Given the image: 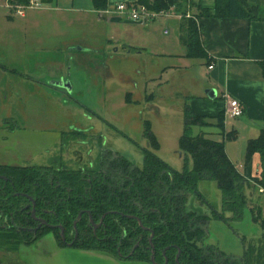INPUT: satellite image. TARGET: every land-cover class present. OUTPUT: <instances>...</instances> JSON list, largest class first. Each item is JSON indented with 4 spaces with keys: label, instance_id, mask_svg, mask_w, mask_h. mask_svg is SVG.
<instances>
[{
    "label": "rangeland",
    "instance_id": "1",
    "mask_svg": "<svg viewBox=\"0 0 264 264\" xmlns=\"http://www.w3.org/2000/svg\"><path fill=\"white\" fill-rule=\"evenodd\" d=\"M71 6L90 15V0L57 1L58 10L65 11ZM5 14L0 9V16ZM18 20L14 29L0 23V35L6 37V33L13 32L14 42L21 46L27 40L18 28ZM166 20L157 19L144 28L106 24L103 20L97 27L98 23L92 24L90 20L63 15L40 23L27 35L31 40L42 39L44 48L40 52L27 48L26 54L19 56L8 41L6 51L0 48V165L47 167L59 156L67 169L74 170L92 166L102 150H110L141 169L142 150L147 149L142 132L144 122L148 121L160 145L156 156L180 172L185 159L178 151L183 129L182 108L189 104L186 97L192 91L196 95L197 90L192 86L190 91L185 71L162 72L163 65L169 62L158 54L167 52L170 43L179 37L174 23ZM132 42H141L142 47L138 49ZM80 47L82 55L76 51ZM97 49L101 53H91ZM58 81L69 82L71 90L49 86ZM126 94H131L129 104L125 102ZM225 118L231 125L230 132L235 121ZM74 130L84 132L83 141H66V135ZM197 131L204 130L193 129V133ZM209 138L223 142L231 161L242 171L245 166L242 138L240 141L223 139L220 135ZM187 166L191 168L189 157ZM248 184L247 207L240 222L232 221L228 213H224L226 223L213 219L212 209L221 213V194L211 181L198 184L197 190L204 201L189 194L185 210L209 218L201 246L216 248L224 257L233 259L242 257L246 249L251 264H261L264 231L252 221L250 210H259V220L264 221V195L259 186ZM41 239L53 237L49 234ZM26 247L29 246L12 248L0 244V264H23L20 252ZM74 264L112 263L76 260Z\"/></svg>",
    "mask_w": 264,
    "mask_h": 264
},
{
    "label": "trees",
    "instance_id": "2",
    "mask_svg": "<svg viewBox=\"0 0 264 264\" xmlns=\"http://www.w3.org/2000/svg\"><path fill=\"white\" fill-rule=\"evenodd\" d=\"M11 3L26 4L28 0H10ZM95 12L105 10L108 0H90ZM198 0H137L147 9L157 13H172L182 16L179 24V42L185 49L184 56L191 59L206 58L199 38L198 19L200 17H229L232 1L216 0L213 11L200 9ZM240 17L248 20H263L264 9L247 6L246 10L237 5ZM193 10L196 11L194 14ZM192 14L190 15V13ZM190 16L186 18V15ZM129 94L125 102L130 103ZM213 102V101H212ZM207 103H209L207 101ZM183 131L178 140V151L185 157L182 170H173L155 154L159 144L151 131L148 121L144 122L142 137L147 143L143 149V166L135 167L123 156L110 150H102L92 166L67 169L59 156L53 158L47 167H18L0 165V244L12 248L31 246L42 237L51 234L58 247H67L58 230L45 226L31 233L37 223L31 218L44 220L47 225L61 226L66 242L73 239V223H76L77 237L70 248L105 254L118 261L150 263L148 239L152 233L155 262L162 264L165 248L167 264H175L179 251V264H251L246 249L242 257H224L216 248L201 246L206 237V216L186 211L187 197L192 194L204 201L197 187L200 182L211 181L221 194V213L212 209L215 220L226 223L224 213L231 220L243 219L248 199L245 190L248 181L238 172L227 157L224 143L213 141L205 132L193 129L215 127L223 139H233L234 135L223 133L224 114L221 113L214 124L208 118L197 116L189 104H184ZM84 132L74 130L65 139L83 141ZM258 156L259 186L264 185V129L257 138L247 141L244 161L248 165L251 158ZM187 157L191 168L187 166ZM33 201V207L26 198ZM254 223L264 231V221L257 212L250 210ZM105 216L95 235L89 229V218L98 223ZM126 216L137 218L127 219ZM70 235V236H69ZM138 248L129 255L132 248ZM258 264V262L256 263ZM264 264V259H261Z\"/></svg>",
    "mask_w": 264,
    "mask_h": 264
},
{
    "label": "crops",
    "instance_id": "3",
    "mask_svg": "<svg viewBox=\"0 0 264 264\" xmlns=\"http://www.w3.org/2000/svg\"><path fill=\"white\" fill-rule=\"evenodd\" d=\"M41 1L45 3V8L40 10H28L23 17L11 16L8 15L7 12L5 15L0 16V23L2 25H10L13 29L14 24H16L15 21L19 19L18 22H20V25H18V28L23 30L24 33L21 34H23L27 40L23 41L20 46L19 42H14L13 32L6 33V37H3L2 34L0 35V48L5 50L8 48L7 46L11 44L10 46L17 50L19 56L26 54L25 50L27 48L40 52L41 48H44L42 46L44 43L42 39L37 38L31 40V38H27V35L30 36L32 28L40 26V23L53 21L56 18L59 19L63 15L69 19L90 20L92 24L97 25L98 23L97 27L101 26L99 22L101 23L103 20L106 21V24L120 23L121 25L145 27L117 18L107 17L105 19H99L97 13L92 10V7L89 15L86 11L79 12L74 10L73 6L65 11L58 10V0ZM215 4L216 0L197 1V5L200 9L208 11H213ZM237 5H240L245 11H247V6L255 7L256 5H258L260 9L261 7L264 9V0H235V2L232 1V10L230 11L231 14L229 17L221 19L200 17L198 19L199 38L206 58L191 59L185 57V49L180 44L179 37L178 39L175 38V40L170 43V49L167 52L159 53L158 56L167 59V62H169V64L163 65L162 72L172 71L173 73L183 70L187 74V85H189L190 91L193 90V87L197 90L194 91L196 95H192V91L190 95L186 97L189 98V106L195 115L208 118L209 122L214 124L218 115L224 113L228 100H237L241 104L243 114L237 119L230 118L235 121V125L231 127L232 130L230 132L228 126L231 125L224 117L223 133L224 135H234L233 139L227 140L240 141L242 138L244 149H246L247 141L257 138L260 131L264 129V21L248 20L240 17V10L236 9ZM193 12L194 14L196 13L195 10H193ZM191 14L192 12L190 15ZM181 20L182 19L174 18L168 19L166 22L174 23V26L179 32ZM140 31L144 33L143 30ZM8 41H11L10 44L7 43ZM132 44L138 49L142 47L141 42H132ZM177 47H179V49H177ZM126 48L127 47H124V50ZM76 51L80 53L79 55H82L81 47ZM130 52L131 51H128V53ZM91 53L98 54L101 53V50H91ZM209 66H212L211 70L208 69ZM190 86H193L192 89ZM206 90H214L216 92V98L213 102L205 96ZM155 99L156 98H154V101ZM207 101L209 103H207ZM150 107L153 108L152 106ZM203 130L202 132H205L208 136H218L220 134L219 130L213 126L204 128ZM224 150L231 161V155L227 152L225 145ZM258 161V156L254 155L249 164L242 168V171L234 165L238 172L248 182L256 186H259L257 182L260 180ZM259 189L262 190L261 193L264 195V185L259 186ZM24 249L25 250H21L20 252V260L22 263L24 262L23 264H74L76 260L109 261L112 264H119L118 260L105 254L92 251H81L73 248L70 249V247H58L54 239H40L35 244ZM28 251L29 254H27Z\"/></svg>",
    "mask_w": 264,
    "mask_h": 264
},
{
    "label": "built area",
    "instance_id": "4",
    "mask_svg": "<svg viewBox=\"0 0 264 264\" xmlns=\"http://www.w3.org/2000/svg\"><path fill=\"white\" fill-rule=\"evenodd\" d=\"M46 5L41 0H28L26 4L11 3L10 0H0V9L7 12L8 15L23 17L28 10H40L45 8ZM99 19L102 18H117L128 21L130 23L146 26L157 19L178 18L182 19L180 15H174L172 13H157L147 9L144 5H141L137 0H108V6L105 10L96 12ZM190 15L187 14L186 18ZM165 33H167L165 31ZM209 70L212 66L208 67ZM225 116L232 119H237L242 116L243 108L237 100L230 99L227 102L226 109L224 111ZM260 192L262 190L260 189Z\"/></svg>",
    "mask_w": 264,
    "mask_h": 264
},
{
    "label": "water",
    "instance_id": "5",
    "mask_svg": "<svg viewBox=\"0 0 264 264\" xmlns=\"http://www.w3.org/2000/svg\"><path fill=\"white\" fill-rule=\"evenodd\" d=\"M49 86L56 87V88H63L66 92H69V91L71 90V86H70L69 82H64V81L51 82V83L49 84ZM205 96L207 97V99L213 101V100L216 98V92H215L214 90H206V91H205ZM0 180H2V181H6L5 178L2 177V176H0ZM26 198H27V199L31 202V204L33 205V201H32L30 198H28V197H26ZM81 215H82V213H79V214L77 215L76 221H75L74 224H73V228H74V229H75L76 222L80 220ZM31 217H32L35 221L38 222V225L36 226L35 229H33V230H29V232L35 233V232H36L38 229H40L42 226H45V227L50 228V229H58V230L60 231L61 241L65 243V239H64V236H63L62 228H61L60 226H50V225H47V224L45 223L44 220L37 219V218L35 217V215H34V211H33V209H32V211H31ZM104 217H105V216H102V217H101V219H100V221H99V223H98L97 225L94 224V223L92 222V220L90 219L89 222H90V224L93 226V229H96V228L102 223ZM126 218H127V219H134V220H136L137 223H138V226H139L142 230H145V228L142 227L140 221H139L137 218H135V217H133V216H126ZM151 239H152V233H150V238H149V240H148L149 246H150V248H151L150 264H156L155 261H154V251H153V246H152V243H151ZM71 245H72V243H70V244H66L67 247H70ZM135 247H136V246H135ZM135 247H134V248H135ZM167 249H168V248H166V249L163 250V252H162L163 255H165V252H166ZM178 254H179V251H178ZM164 260H165L164 264H167V260H166V259H164ZM175 263L178 264V255H177L176 258H175Z\"/></svg>",
    "mask_w": 264,
    "mask_h": 264
},
{
    "label": "flooded vegetation",
    "instance_id": "6",
    "mask_svg": "<svg viewBox=\"0 0 264 264\" xmlns=\"http://www.w3.org/2000/svg\"><path fill=\"white\" fill-rule=\"evenodd\" d=\"M30 202V201H29ZM31 203V202H30ZM31 207H33V205L31 204ZM35 215V214H34ZM32 218V217H31ZM33 219V218H32ZM38 219V218H37ZM81 219V218H80ZM34 220V219H33ZM35 221V220H34ZM76 221V220H75ZM89 221H90V218H89ZM36 223H37V225H38V222L37 221H35ZM78 222V221H77ZM76 222V223H77ZM93 222V221H92ZM94 223V222H93ZM99 223V222H98ZM98 223H94V224H98ZM74 224V223H73ZM102 224V223H101ZM101 224L96 228V229H93V226L90 224V222H89V229H91V231H92V234L93 235H95V233H96V231L101 227ZM43 227V226H42ZM61 227V226H60ZM72 227H73V225H72ZM36 228V227H35ZM35 228H33V229H35ZM140 228V227H139ZM33 229H29V230H33ZM141 229V228H140ZM29 230L27 229V231L29 232ZM39 230V229H38ZM55 230H58V229H55ZM142 230V229H141ZM73 231H74V235H73V239H72V241L71 242H66L65 241V245L66 244H70V243H73V241L76 239V237H77V232H76V225H75V229L73 228ZM142 231H147L146 229L145 230H142ZM37 232V231H36ZM62 232H63V229H62ZM32 233V232H31ZM58 233H59V236H60V231L58 230ZM63 236H64V232H63ZM70 236V235H69ZM61 238V237H60ZM149 238H150V235H149ZM64 239H65V237H64ZM149 240V239H148ZM151 241H152V239H151ZM149 244V243H148ZM136 246V247H135ZM135 248L133 247L132 248V250H131V252H130V254L129 255H132V253L134 252V250L135 249H137L138 248V244H135ZM149 248H150V246H149ZM166 249V248H165ZM168 250V249H167ZM166 250V251H167ZM153 251H154V249H153ZM163 252V251H162ZM178 255V259H179V254H178V252H177V254H176V256ZM150 256H151V248H150ZM162 256L164 257V259H166L165 258V255H163L162 254ZM176 256H175V258H176ZM167 260V259H166ZM149 261H150V258H149ZM154 261H155V258H154ZM164 262H165V260L163 261V263L162 264H164ZM174 262H175V260H174ZM156 263V262H155ZM168 263V262H167ZM150 264V263H149ZM156 264H158V263H156ZM176 264V263H175ZM178 264H179V262H178Z\"/></svg>",
    "mask_w": 264,
    "mask_h": 264
}]
</instances>
